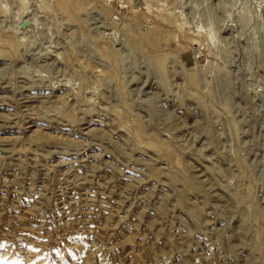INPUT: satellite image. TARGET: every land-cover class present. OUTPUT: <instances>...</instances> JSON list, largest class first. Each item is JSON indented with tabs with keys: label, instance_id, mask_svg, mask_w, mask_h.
Masks as SVG:
<instances>
[{
	"label": "rangeland",
	"instance_id": "rangeland-1",
	"mask_svg": "<svg viewBox=\"0 0 264 264\" xmlns=\"http://www.w3.org/2000/svg\"><path fill=\"white\" fill-rule=\"evenodd\" d=\"M0 264H264V0H0Z\"/></svg>",
	"mask_w": 264,
	"mask_h": 264
}]
</instances>
